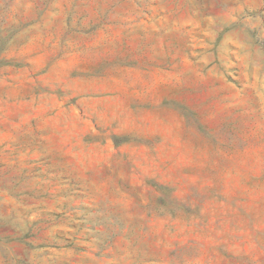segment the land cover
Returning a JSON list of instances; mask_svg holds the SVG:
<instances>
[{"label": "rangeland", "instance_id": "obj_1", "mask_svg": "<svg viewBox=\"0 0 264 264\" xmlns=\"http://www.w3.org/2000/svg\"><path fill=\"white\" fill-rule=\"evenodd\" d=\"M0 264H264V0H0Z\"/></svg>", "mask_w": 264, "mask_h": 264}]
</instances>
